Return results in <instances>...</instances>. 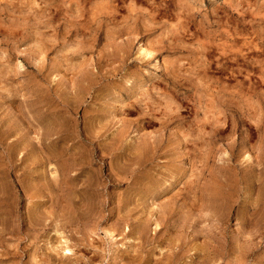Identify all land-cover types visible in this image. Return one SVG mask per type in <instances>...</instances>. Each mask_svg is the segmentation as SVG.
<instances>
[{
    "label": "rangeland",
    "instance_id": "374dc122",
    "mask_svg": "<svg viewBox=\"0 0 264 264\" xmlns=\"http://www.w3.org/2000/svg\"><path fill=\"white\" fill-rule=\"evenodd\" d=\"M0 264H264V0H0Z\"/></svg>",
    "mask_w": 264,
    "mask_h": 264
},
{
    "label": "bare ground",
    "instance_id": "6f19581e",
    "mask_svg": "<svg viewBox=\"0 0 264 264\" xmlns=\"http://www.w3.org/2000/svg\"><path fill=\"white\" fill-rule=\"evenodd\" d=\"M111 8V7H110ZM130 30V29H129ZM218 47V46H217ZM146 49H143V51H145ZM148 51V50H147ZM145 53V52H144ZM150 53V52H149ZM151 56V55H150ZM251 87V86H250ZM247 90V89H246ZM164 122V121H163ZM216 124V123H215Z\"/></svg>",
    "mask_w": 264,
    "mask_h": 264
}]
</instances>
